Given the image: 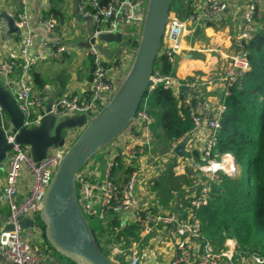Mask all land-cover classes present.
Wrapping results in <instances>:
<instances>
[{
	"label": "built area",
	"instance_id": "obj_1",
	"mask_svg": "<svg viewBox=\"0 0 264 264\" xmlns=\"http://www.w3.org/2000/svg\"><path fill=\"white\" fill-rule=\"evenodd\" d=\"M144 6L145 0H109L107 3L77 0L78 14L92 24L86 51L91 61L90 92L84 96L54 97L50 105L52 114L57 117L89 116L104 104L105 94L114 92L130 61ZM193 6L194 11L186 18L168 16L161 37V55L174 66L175 56L185 43H191L188 46L192 48L200 29L208 26L221 28L227 15L232 14L234 23L230 38L233 50L228 63L216 77L221 85L220 101L213 103L207 98L203 91L204 80L182 79L173 73L163 74L158 68L153 69L147 96L159 87L172 91L178 104L187 109L191 128L161 156L155 150V119L147 110L145 98L122 132L95 154L103 152V162L92 156L75 176L78 203L90 223L95 221L102 229L111 221L118 222L119 229L132 224L138 226L135 239L106 241L105 233L98 237L107 257L120 264H150L143 249L150 237L159 247L172 245V255L159 264H264L263 254L252 248L240 249L236 244L226 242L224 249L215 250L202 234L197 216L198 210L207 205L211 186L220 181L221 174L231 176L237 171L238 163L232 155L222 154L215 159L213 154L222 129L224 98L249 68L245 44L258 29L257 19L264 14V0H203ZM8 14L20 29V39L15 55L0 59V77L23 111L24 125L31 127L39 123L41 116L37 109L46 101L48 85L42 92L34 91L29 73L42 62L69 54L70 48L61 38L36 41V28L28 24L31 17L28 0H18L17 8ZM36 25L48 35L55 29L56 22L39 16ZM6 31V21L0 16V36ZM103 33L121 34L122 51L115 59H106L98 50V46L105 45L100 39ZM3 113L0 107V127L11 147L4 158L0 206L7 209L4 228L7 224H12L13 228L1 233L0 256L9 264H45L50 256L43 238H40L43 233L38 217L40 200L67 146L64 143L51 147L44 158L34 160L28 146L15 142L14 133L3 121ZM185 136L188 138L185 150L192 158L194 152L198 157L191 159L188 165L197 170L201 182L192 181L184 194V204L175 199L161 209L151 188L164 164L178 156L174 148ZM175 162L172 167L176 172L181 171L180 156ZM21 164L32 175V183L25 194H21L19 188ZM23 219L30 220L32 225L22 227Z\"/></svg>",
	"mask_w": 264,
	"mask_h": 264
},
{
	"label": "water",
	"instance_id": "obj_2",
	"mask_svg": "<svg viewBox=\"0 0 264 264\" xmlns=\"http://www.w3.org/2000/svg\"><path fill=\"white\" fill-rule=\"evenodd\" d=\"M173 1L145 0L140 30L126 70L114 92L105 94L107 99L104 104L89 116L73 114L57 117L50 112V98L37 109L41 116L39 123L27 127L24 125L23 111L0 77V107L8 117V129L14 133L15 142L29 147L34 160L44 158L51 147L63 145L65 133L74 128L79 129L55 166L41 197L38 214L44 239L58 255L73 264H120L107 257L89 220L83 214L77 199L75 176L92 156L122 132L130 123L139 104L146 98L164 25L170 15ZM1 16L6 21L7 33L20 35V29L15 25L13 18L4 10L1 11ZM100 39L107 44H116L115 48L98 46L99 52L106 59L120 56V33H103ZM187 141L185 136L174 148L178 156L188 155L184 147ZM10 147L11 144L7 143L0 127V165ZM31 225L30 220H21L22 227ZM12 228V224H7L4 230ZM109 247L110 245L107 249Z\"/></svg>",
	"mask_w": 264,
	"mask_h": 264
},
{
	"label": "trees",
	"instance_id": "obj_3",
	"mask_svg": "<svg viewBox=\"0 0 264 264\" xmlns=\"http://www.w3.org/2000/svg\"><path fill=\"white\" fill-rule=\"evenodd\" d=\"M49 1L51 6L41 13L42 18L53 19L57 25L61 24L64 12L58 4L60 0ZM108 1L101 0L102 3ZM194 1L174 0L170 12L174 11V16L178 18H186L194 11ZM257 20L259 27L245 44L249 68L224 98L222 129L213 154L215 159L222 154L232 155L240 166V172L234 177L221 174L220 181L211 186L207 205L197 212L202 234L217 251L224 249V242L232 238L238 248H248L251 230L264 241V20ZM155 65L156 62L154 69ZM173 68L160 55V72L172 73ZM33 82L39 85L35 74ZM146 99L147 110L155 119V142H159L163 149L169 148L191 128L188 111L178 104L172 91L160 87L155 88ZM193 157L198 159L195 152ZM170 169L164 167L152 186L153 191L161 197V202L182 197L184 193L181 192L183 189L180 184L190 183V178L173 176ZM171 177L178 185H172ZM246 218H252L251 227L243 226ZM98 233L99 236L105 233L106 241L127 240L128 237L135 239L138 226L132 224L119 229V223L111 221L107 227L98 228ZM43 243L51 251L50 255L57 254L45 239Z\"/></svg>",
	"mask_w": 264,
	"mask_h": 264
},
{
	"label": "crops",
	"instance_id": "obj_4",
	"mask_svg": "<svg viewBox=\"0 0 264 264\" xmlns=\"http://www.w3.org/2000/svg\"><path fill=\"white\" fill-rule=\"evenodd\" d=\"M202 3L203 0H195L194 3ZM64 12V19L61 24H56L55 29L48 35L45 30L38 28L36 25L37 17L41 16L44 10H47L51 3L49 0H28V7L31 14L28 24L35 27L36 41L38 39H55L61 38L67 42L70 48V53L62 55L60 58L47 60L38 64L34 70L29 73V78L34 91L42 92L44 86L48 85L45 90L46 101L60 95H77L84 96L90 92V57L86 54L87 40L91 32L92 24L86 19L80 17L76 10L77 0H60L58 3ZM18 6V0H0V16L1 11L15 10ZM262 14V13H261ZM2 17V16H1ZM232 14H228L225 19V24L221 28L208 26L200 29L197 34V41L189 48V44L185 43L183 49L175 56L176 63L174 64L173 74L182 79L196 78L204 80L203 91L211 102L216 103L222 97L221 85L217 82L216 77L221 72L222 68L228 63L232 53L230 29L234 20ZM257 27H259V22ZM230 28V29H229ZM20 35L15 33H7L0 36V59L9 58L15 55ZM109 48V44L105 43ZM111 59H115L112 57ZM36 75V80L39 85L33 82V75ZM4 161L0 165V187L5 176ZM19 188L21 194L28 192V189L20 180ZM7 209L0 206V236L4 230L3 219ZM252 218H246L243 221L244 227H251ZM250 236L247 241L248 248H257L256 251L264 256V241L261 236L253 230L249 232ZM256 235L253 240V235ZM148 243L144 245V255L150 260V264H159L165 258L170 257L173 253L172 245L159 247L155 245L151 237L148 238ZM229 242L236 244L235 239H227L223 245ZM48 253H51L47 249ZM50 251V252H49ZM50 259H46L45 264H56V258L50 255ZM154 260L155 262H153ZM0 264L6 263L0 256Z\"/></svg>",
	"mask_w": 264,
	"mask_h": 264
},
{
	"label": "rangeland",
	"instance_id": "obj_5",
	"mask_svg": "<svg viewBox=\"0 0 264 264\" xmlns=\"http://www.w3.org/2000/svg\"><path fill=\"white\" fill-rule=\"evenodd\" d=\"M170 15H174V11L171 10ZM263 16L262 15L260 16V20L261 19L264 20V17ZM229 32H230V34H232V30L231 29H230ZM109 46L110 47H114L115 46V43H109ZM160 55H161V49H159V51H158L157 61H156V65H155L156 68H158L159 67V64H160ZM146 101H147V99H146ZM3 121L5 122L6 127H9L8 117H7V115L5 113H3ZM78 131H79V129L74 128V129H71L69 132L65 133V146H67V145H69L71 143V141L76 137ZM169 148L163 149L162 145H160L159 142H155V150L161 156H162L163 153H166L167 150H169ZM187 154L188 155L180 156V162H182L181 164L183 165L181 171H177L176 172L175 168H173L174 166L171 167L172 166V163H174V164L176 163L175 160L178 159V156H174V158H171L170 159V162L164 164V167H167L168 166V167L171 168L170 171H171V173H172L173 176H179V177L184 176L186 178H190L189 185L180 184L181 188L183 189L181 192L184 193V194L187 191V189H189L191 187V185L193 184V182H192L193 180H195L196 183L197 182H201V179L198 176L197 170H195L194 167H191V166L188 165V164H190L191 159L193 160L194 157L192 158V155L190 156V152H188V151H187ZM93 158L96 159V160H98L100 163H102L103 160L105 159V154L103 152H100L97 155L93 156ZM239 172H240V166L237 167V171L233 175H231V177L237 176L239 174ZM1 174L2 173H0V175ZM19 180H21L23 182V184L27 188H29L30 185H31V183H32V175H31V173L29 171H27L24 168V165L23 164H21V166H20V177H19ZM170 180L172 182V185H178V182H176L173 177H171ZM193 187L195 188L194 185H193ZM1 190H2V188L0 187V192H1ZM151 191L154 193L155 198L158 201V204L161 206V209L169 206L171 204V202L173 200H175V199H170V200H167L166 202H161V197L158 194H156L153 191L152 188H151ZM176 200L179 201V202H181V204L182 203L183 204L185 203L184 195L182 197H177ZM90 226L93 229V232L95 233V236H96L99 244H101L100 239L98 238L99 237V233H98V226H97L96 222L95 221H91ZM255 236L256 235L254 234L253 235V240H255V238H256ZM40 238L41 239L43 238V240H44L43 233H42V235H41ZM254 249L257 250V248H254ZM49 254L50 253H47V255H49ZM52 254H53V256H55V258L57 260L56 261V264H69L68 261H67V259H65L64 257H62V256H60L58 254H55V253H52Z\"/></svg>",
	"mask_w": 264,
	"mask_h": 264
},
{
	"label": "bare ground",
	"instance_id": "obj_6",
	"mask_svg": "<svg viewBox=\"0 0 264 264\" xmlns=\"http://www.w3.org/2000/svg\"><path fill=\"white\" fill-rule=\"evenodd\" d=\"M206 206V205H205ZM222 242V241H221Z\"/></svg>",
	"mask_w": 264,
	"mask_h": 264
}]
</instances>
